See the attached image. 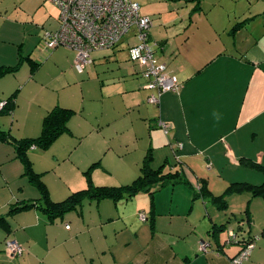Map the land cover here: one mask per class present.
Wrapping results in <instances>:
<instances>
[{"label":"crops","instance_id":"crops-1","mask_svg":"<svg viewBox=\"0 0 264 264\" xmlns=\"http://www.w3.org/2000/svg\"><path fill=\"white\" fill-rule=\"evenodd\" d=\"M138 1L152 19L150 44L179 79L178 93L146 88L129 54L133 32L116 48L93 52L78 72L72 49L45 43L46 33L60 27L57 11L33 33V25L0 12V67L14 69L0 77V97L15 100L6 103L13 110L0 114V129L16 139L36 138L50 111H72L68 132L46 149L29 150L54 201L89 186L129 185L147 159L179 171L183 183L132 199L86 201L56 220L36 208L9 215L14 204L40 196L14 146L0 143V218L9 220L0 227V264H233L241 245H222L227 231L207 251L201 246L225 221L228 228L236 223V233L237 216L247 209L253 233L264 234V197L230 195L227 211L210 201L231 187L264 183L262 172L244 166L264 167V26L251 25L263 18L264 0H257L255 15L252 1L240 0L249 6V21L236 30L245 21L233 13L238 0H210V10L207 0L201 8L195 0ZM167 2L189 8L180 16L179 8L162 6ZM110 61L119 69L100 80L109 71L98 67ZM11 240L23 255L8 253ZM248 264H264V235Z\"/></svg>","mask_w":264,"mask_h":264},{"label":"trees","instance_id":"trees-1","mask_svg":"<svg viewBox=\"0 0 264 264\" xmlns=\"http://www.w3.org/2000/svg\"><path fill=\"white\" fill-rule=\"evenodd\" d=\"M197 7L201 8L203 0H195ZM249 20H245L241 23H238L234 28L240 29L242 28ZM150 36V34H149ZM150 40V37H149ZM155 50V48H154ZM17 68V67H16ZM15 68V69H16ZM13 71V68H5L0 67V77L8 72ZM13 98H8L3 100L0 97V103L3 101L12 102ZM15 101V100H14ZM13 110V105L10 104L4 110H0V114L7 113ZM72 111L67 108L56 107L52 111H50L43 121L42 132L39 137L36 138H25V139H16L9 132L0 129V143H11L16 150V157L19 158L24 165V176H28L30 181L35 185L36 190L39 193V199L34 201H23L20 204H14L11 208L9 215L20 212L23 210H30L33 208L41 209L46 212L48 217L52 220H56L58 218H62L65 215L71 212L80 211L84 202L90 200H104V199H112L114 201H118L121 199H132L133 197L140 194H150L153 195L158 190L165 188L167 186H173L176 184L183 183V175L175 170V169H166V165H163L159 168L153 167V163L149 159L145 161L141 168L140 176L131 184L124 186H89L86 189L76 191L72 193L69 197L61 200L54 201L52 200L48 188L45 185L42 175L37 173L32 165V161L29 157V150L32 147H37L40 149L48 148L61 134L69 131V120L71 118ZM244 166L251 167L257 171H260L264 174V167L258 165L254 162H248V164L244 163ZM201 192L205 194L203 187L201 186ZM246 191H250L251 196L254 197H264V183L259 186L253 185H242L241 188L235 189L234 187L229 188L227 194L222 196H213L210 197V201L216 204L217 209L221 211H227L229 209V197L230 195H234L236 193L244 194ZM237 194V195H238ZM8 216V215H7ZM237 232L235 230L228 228L229 221H225L218 227L210 232L211 238L206 242L207 249L209 247H213V245L218 244L220 240L221 234L225 231L232 230L234 232V236L229 234L226 236L225 240H223L222 245L230 246L234 244L241 245V250L237 256L232 259H236L244 250L250 249V247H255L258 241L262 238L261 234L253 233V229L255 228L253 225V218L250 216L248 209L244 212L243 216H237ZM7 217L0 218V227L7 225L8 223ZM253 247V248H254ZM251 249V251L253 250ZM215 250H218L215 249Z\"/></svg>","mask_w":264,"mask_h":264},{"label":"built area","instance_id":"built-area-1","mask_svg":"<svg viewBox=\"0 0 264 264\" xmlns=\"http://www.w3.org/2000/svg\"><path fill=\"white\" fill-rule=\"evenodd\" d=\"M60 9V27L46 33L48 48L64 46L75 53L74 67L83 72L91 62L93 52L114 49L130 34L137 39L129 48L130 58L140 67L141 75L148 80L146 88H158L160 92L178 93L181 84L166 63L159 61L153 45L149 41L152 26L150 16L141 14L138 0H51ZM152 102L156 99L153 97ZM7 101L0 103V110ZM159 125L168 131V125ZM141 218L145 220L142 213ZM234 236L233 232H230ZM254 247V246H253ZM244 250L233 264H248L251 249ZM207 251L206 243L201 246ZM7 251L14 256L23 255L22 246L14 240L7 242Z\"/></svg>","mask_w":264,"mask_h":264},{"label":"rangeland","instance_id":"rangeland-1","mask_svg":"<svg viewBox=\"0 0 264 264\" xmlns=\"http://www.w3.org/2000/svg\"><path fill=\"white\" fill-rule=\"evenodd\" d=\"M251 1L253 3V5L251 6L252 12H253V15H255V12L260 10L261 4L257 0H251ZM160 2H161V0H160ZM223 2H224V0H223ZM52 3L53 2L50 0H0V12L4 15L10 14L9 16L13 21H20V22L26 21L25 23H29L30 25H33L34 28H30V29H32L31 32L33 33L36 29L42 30V28H47V27H44V23H46L45 21L48 19L49 14L54 15V13L57 11L58 12L57 17H58V15L60 16L59 7L55 3H53V4ZM170 3L171 2H167V5L162 3V4H164L162 6L163 7L167 6L168 11L172 10V12L177 13L176 11H173V8L175 5L170 4ZM139 4H140V2H139ZM240 4H242L243 6H237ZM168 5L170 7H168ZM248 7L249 6H246V4H244L243 1L238 0L237 4L235 5V10L233 13L237 14L239 16H243V17H241V19L243 21V20H245L244 18H246L245 16H247V14H249V12H250L249 10H247V13H246V9ZM177 8H179L178 14L180 16H183L182 13L189 7H186V6L182 7L180 5H176L174 9H177ZM211 8H212L211 7V1L207 0L204 9L210 10ZM54 17H55V15H54ZM165 21H166L165 19L158 20V25L161 26V24L162 23L164 24ZM184 22H186V21H184ZM251 25L253 28L256 25L264 26V16L261 19H257L255 21V24L252 23ZM159 28L161 31H164V26L159 27ZM125 41H127L126 38L124 39V42ZM118 65H119V63L114 62V61H110V62H107L106 66H104V65L99 66L97 69L98 73H102V71H104V70L109 71L106 74L100 75V78H101L100 80H103L106 78L107 75L112 74L113 73L112 71H117L119 69ZM94 73H95V71H94ZM25 181H27V180H25ZM239 204H240V201H239ZM235 224L236 223L233 222L231 225V228L236 229ZM230 231H231V229L227 230L226 236L229 234ZM222 236H223V233L221 234V237ZM4 238H5V233L0 229V245L3 244Z\"/></svg>","mask_w":264,"mask_h":264}]
</instances>
